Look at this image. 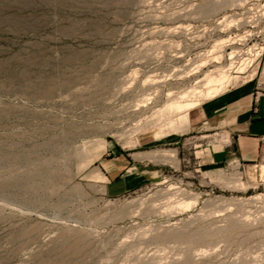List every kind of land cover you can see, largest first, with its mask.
I'll return each instance as SVG.
<instances>
[{
    "label": "rangeland",
    "instance_id": "1",
    "mask_svg": "<svg viewBox=\"0 0 264 264\" xmlns=\"http://www.w3.org/2000/svg\"><path fill=\"white\" fill-rule=\"evenodd\" d=\"M263 52L264 0H0V264H264V150L203 164L169 109ZM142 149L157 176L106 195L99 161Z\"/></svg>",
    "mask_w": 264,
    "mask_h": 264
},
{
    "label": "crops",
    "instance_id": "2",
    "mask_svg": "<svg viewBox=\"0 0 264 264\" xmlns=\"http://www.w3.org/2000/svg\"><path fill=\"white\" fill-rule=\"evenodd\" d=\"M187 119V132L208 133L210 137L205 143L209 155L203 164L256 162L264 150V52L252 81L206 99L188 111ZM178 136L159 138V145L164 142L176 147L183 135ZM110 153L99 161L93 173L99 177L95 182L110 197L147 185L159 172L156 167L161 162L156 151Z\"/></svg>",
    "mask_w": 264,
    "mask_h": 264
},
{
    "label": "bare ground",
    "instance_id": "3",
    "mask_svg": "<svg viewBox=\"0 0 264 264\" xmlns=\"http://www.w3.org/2000/svg\"><path fill=\"white\" fill-rule=\"evenodd\" d=\"M182 31V30H181ZM233 43V42H232ZM257 48V47H256ZM221 50V49H220ZM262 50V49H261ZM254 51H256V50H254ZM213 53V52H212ZM236 54H237V52H236ZM230 55H231V53H230ZM233 55V54H232ZM257 55V54H256ZM218 57V56H217ZM235 58V57H234ZM232 59H233V57H232ZM219 60V59H218ZM214 61V60H213ZM216 61V60H215ZM250 61V60H249ZM234 63V62H233ZM241 69V68H240ZM246 69V68H245ZM185 73V72H184ZM209 74V73H208ZM207 75V74H206ZM221 75V74H220ZM186 76V75H185ZM206 79V81H207V84H208V86H209V90L207 91V97L209 98H212V97H214V96H216V95H218L219 93H220V91L224 88V78L225 77H223V75L220 77V78H217L216 76L214 77L212 74H209V75H207L206 77H205ZM235 78V77H234ZM237 78V77H236ZM229 79V78H228ZM227 79V80H228ZM233 79V78H232ZM231 80V79H230ZM235 81V80H234ZM227 82V81H226ZM206 84V85H207ZM226 85V84H225ZM192 90V94H193V89H191ZM189 92V91H188ZM196 92H197V90H196ZM195 93V92H194ZM187 93H185V95H186ZM189 94V93H188ZM190 95V94H189ZM183 97V96H182ZM185 97V96H184ZM187 97V96H186ZM181 98V97H180ZM195 98V97H194ZM186 99V98H185ZM190 101V100H189ZM191 102V101H190ZM195 104V103H194ZM192 102L191 103H186L185 102V104H171L170 106H169V109H170V111L172 110V112H171V114L173 113V111L175 112V111H178L177 113H179V112H185V115H183L182 117H180L179 119H178V122H179V125H180V127H179V129H183L184 130V128H185V126L187 125V123H188V119H187V114H188V111L191 109V108H193L194 105ZM192 106V107H191ZM169 109H167V111L166 112H169ZM170 113V112H169ZM176 113V112H175ZM172 122V121H171ZM172 124V123H171ZM170 127H171V125H169ZM172 126H174V125H172ZM176 126V125H175ZM177 128V127H176ZM173 129V128H172ZM174 130H177V129H174Z\"/></svg>",
    "mask_w": 264,
    "mask_h": 264
}]
</instances>
